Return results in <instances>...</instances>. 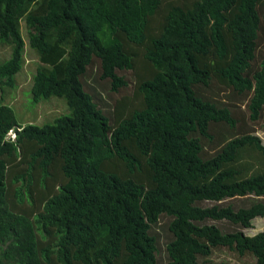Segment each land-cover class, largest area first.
Wrapping results in <instances>:
<instances>
[{"label": "trees", "instance_id": "trees-1", "mask_svg": "<svg viewBox=\"0 0 264 264\" xmlns=\"http://www.w3.org/2000/svg\"><path fill=\"white\" fill-rule=\"evenodd\" d=\"M25 41L31 105L67 112L0 98V264H264V0H0V93Z\"/></svg>", "mask_w": 264, "mask_h": 264}, {"label": "rangeland", "instance_id": "rangeland-1", "mask_svg": "<svg viewBox=\"0 0 264 264\" xmlns=\"http://www.w3.org/2000/svg\"><path fill=\"white\" fill-rule=\"evenodd\" d=\"M22 31L24 28L22 27ZM9 48L2 43H0V61L4 60L5 57L8 56ZM39 55L38 53L28 45V41H25V53H24V62L20 69V72L15 76V88L14 89H4L2 93H0V98H2L1 103L3 105H7L11 107L21 124L28 123H44L47 120H55L56 116L62 113L67 112V106L65 100H52L50 102H41L35 105L33 102V98L30 99L29 91L31 85H33V77L36 73L38 64H39ZM96 65L89 68L86 76V81L91 88H94L97 92L103 95V99L100 103L104 108L108 110V106L111 104L108 102L113 101L116 97L112 92H110L109 87L104 82L99 81L98 75V63L95 62ZM88 87V86H87ZM91 88H88L90 92H94ZM132 91L122 90L121 96L123 94H131ZM110 97V98H107ZM30 99V100H29ZM105 99V100H104ZM106 101V103H105ZM241 112H244L247 116V124L251 130L256 131V134L259 135L264 142V121L260 120L258 122H252L249 120V113L247 109H241ZM36 118V119H35ZM11 137H14V133H11ZM230 201H226L229 203ZM236 207H242L245 202H242L240 199H236L232 201ZM213 203H208L206 206H211ZM254 226L253 228L247 229L246 232L248 234L254 235L262 230H264V216L255 217L253 220ZM220 226H223L221 222H219ZM231 228V227H227ZM213 259L225 260L230 262L231 264H252V259L250 257L239 258L235 256L232 252L227 249H219L216 250L213 255Z\"/></svg>", "mask_w": 264, "mask_h": 264}]
</instances>
